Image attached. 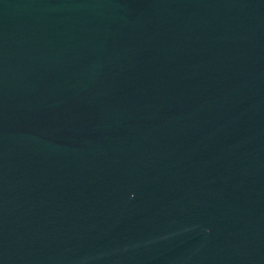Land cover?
Here are the masks:
<instances>
[{"label":"water","instance_id":"95a60500","mask_svg":"<svg viewBox=\"0 0 264 264\" xmlns=\"http://www.w3.org/2000/svg\"><path fill=\"white\" fill-rule=\"evenodd\" d=\"M0 264H264V0H0Z\"/></svg>","mask_w":264,"mask_h":264}]
</instances>
